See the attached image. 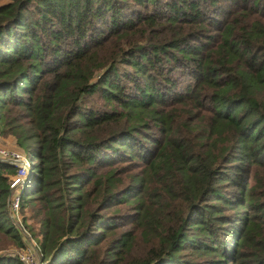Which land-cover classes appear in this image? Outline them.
Masks as SVG:
<instances>
[{"label": "trees", "instance_id": "1", "mask_svg": "<svg viewBox=\"0 0 264 264\" xmlns=\"http://www.w3.org/2000/svg\"><path fill=\"white\" fill-rule=\"evenodd\" d=\"M0 135L44 264H264V0L0 2Z\"/></svg>", "mask_w": 264, "mask_h": 264}, {"label": "built area", "instance_id": "2", "mask_svg": "<svg viewBox=\"0 0 264 264\" xmlns=\"http://www.w3.org/2000/svg\"><path fill=\"white\" fill-rule=\"evenodd\" d=\"M0 159L8 161L17 167L16 172L10 176V197L8 200L10 216L14 219V222H17L19 220V203L22 197L24 185L29 180L32 171L31 161L23 153L9 150L1 144ZM13 254H16L24 264L45 263H39V261L35 260L29 253H23L20 250H16Z\"/></svg>", "mask_w": 264, "mask_h": 264}, {"label": "rangeland", "instance_id": "3", "mask_svg": "<svg viewBox=\"0 0 264 264\" xmlns=\"http://www.w3.org/2000/svg\"><path fill=\"white\" fill-rule=\"evenodd\" d=\"M5 0H0V2H3ZM0 144L4 146L5 148L12 150V151H19L21 153L22 150L19 148L15 142V137L14 136H7V137H2L0 138ZM35 162L31 161L32 166L34 165ZM17 226H20L21 229H23L22 223H21V216L19 214V220L15 222ZM24 235H26L25 240H26V247L25 248H19L21 252L23 253H29L35 260L39 261V263H43L44 261L40 257L38 248H37V242L31 237L30 234H28L24 229H23ZM0 248V252H3L5 254H13L16 250V247L11 246L10 244L6 245L3 244Z\"/></svg>", "mask_w": 264, "mask_h": 264}]
</instances>
